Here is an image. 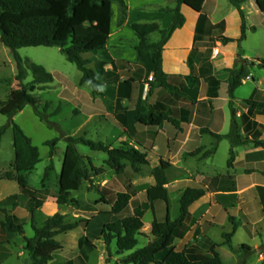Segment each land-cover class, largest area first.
Wrapping results in <instances>:
<instances>
[{
    "label": "crops",
    "instance_id": "1",
    "mask_svg": "<svg viewBox=\"0 0 264 264\" xmlns=\"http://www.w3.org/2000/svg\"><path fill=\"white\" fill-rule=\"evenodd\" d=\"M123 1L127 7L125 22L119 24L118 8L115 4L112 7L111 33L108 38L92 21L98 34L103 37V42L95 44L100 47L97 52L84 56L92 60V68L99 66L100 70L108 73L107 76L100 77L104 95L95 96L92 93L88 97H80L77 94L79 90H73L69 86L64 88L60 97H72L82 106L87 117L98 118L100 127L112 124L120 132L113 141L107 138H99L97 141L95 137H91V140L114 145L128 143L148 155L150 165L142 166L145 173L140 172V180L145 181L141 184L154 186L156 181L152 170L162 167L168 179L166 194L173 221L181 217V200L188 189H208L205 197L192 205L189 220L177 229L173 244L176 251H183L194 245L204 254H208L212 243L221 245L224 242L223 235L232 232L230 217H233L240 225L236 234L246 230L256 239L251 247L257 249L259 261L264 264V148L253 143L264 142V77L257 82L252 72L253 65L244 62L262 61L264 57L259 53L251 54L245 48L250 36L258 32L257 26L249 24L246 2L242 10L248 25L245 29L246 36L242 40L243 18L228 0L224 1L230 6L227 10L222 7L221 0H204L200 12L186 5L181 6L186 23L183 28L174 32L163 51V70L169 76V84L177 89L171 93L157 86L153 56H139L136 50L139 40L131 25L157 23L162 29L170 28L174 18L171 10L177 8L179 0ZM261 14L264 15L262 12ZM158 36L161 39L159 33L151 34L150 42L156 43L153 40ZM224 37L233 41L225 43L220 40ZM212 42L218 45L215 49L220 51L216 57L211 56ZM98 61L102 64L98 65ZM236 63L242 64L244 74L242 85L231 98L227 82L232 72L224 69H233ZM116 78L118 82H111ZM248 86L249 92L242 94L241 90ZM149 109H178L180 113L175 118L180 121V128H175L169 122L162 127L149 126L143 116ZM124 113L127 116V126L130 127L128 130L120 125L115 116ZM233 117L239 135L250 141L249 144L232 148L230 139L217 140L205 132L209 130L214 134L228 135ZM199 149H202L201 153L194 155ZM222 149L228 154L226 167L223 169L217 163V156ZM232 149L235 160L229 167ZM123 163L129 164L126 160ZM224 176L233 179L206 183L207 180ZM147 189L134 188L133 190L140 191L133 197L144 204L142 195L145 196ZM221 195L223 198L219 201L218 197ZM148 212L152 211H146L143 221ZM153 220L154 216L148 225L144 221L143 232L147 234V244L153 240ZM215 226L222 231V240L219 243L213 238ZM78 229H82L84 234L78 237L77 242L74 241L76 246L72 250H92L91 240L85 234L83 225ZM61 245L64 250L65 246L62 243ZM222 247L219 248L220 254ZM59 253L54 254L51 264L56 263ZM128 254H123L122 258ZM67 260L73 264L72 259ZM25 263L32 264V261L29 258ZM97 264H107V259L100 256Z\"/></svg>",
    "mask_w": 264,
    "mask_h": 264
},
{
    "label": "trees",
    "instance_id": "2",
    "mask_svg": "<svg viewBox=\"0 0 264 264\" xmlns=\"http://www.w3.org/2000/svg\"><path fill=\"white\" fill-rule=\"evenodd\" d=\"M235 7L243 18L242 36H246L245 20L242 10L246 0H228ZM259 10L264 14V0H254ZM85 3L88 8L87 18L95 22L103 35L108 38L111 33V20L113 17V4H119L121 11L119 13V24L126 20V5L123 0H0V34L3 44L9 48L17 62L21 82L20 93L23 95V101L20 107H12L7 102L0 101V112L4 111L9 119L7 126L0 128V145L2 137L9 127L13 132V145L15 150V169L18 174L34 170L41 162L38 147H36L31 138L23 129L14 122V117L24 108L32 104L30 94L36 90H47L49 85L54 82L53 74L49 73L44 67L29 64V70L34 75V80L24 83L28 76V69L25 67V61L20 56L19 50L27 47H57L67 61L76 65L82 73L81 85L88 84L95 96H103V83L101 76H107L104 70H96L90 65L91 59L84 56L97 52L100 47L95 46L91 40L87 27L85 26L80 14L75 10L76 6ZM204 0H179L177 8L171 10L174 14L173 23L170 28L162 29L157 23H134L131 28L135 32L139 43L136 50L140 57L151 54L155 63V81L157 86L165 88L171 93L176 91V87L169 84L168 74L163 70V51L168 40L175 31L183 28L186 18L181 12V6L186 5L196 12H200ZM153 33H159L160 41L151 43L149 36ZM250 65H258L264 69V60L262 61H244ZM258 62V63H257ZM244 74L243 67L232 71V76L228 80V94L234 97L235 91L242 85ZM118 79L111 80L116 83ZM190 80V78H189ZM152 90V87H151ZM150 90V92H151ZM35 114L41 119L46 120L36 105ZM60 111V107L57 112ZM179 110L171 109L168 111H155L149 109L148 113L143 115L149 126L162 127L166 122L171 123L175 128H180V121L175 115ZM234 115V111H233ZM118 122L126 130V114L115 115ZM210 133L217 140L230 139L232 148L236 146L249 144L250 141L244 140L238 131L236 120L233 117L231 131L228 135H218ZM59 139H53L47 143L50 147V155L53 157L57 151ZM258 147L264 148L263 141L253 142ZM84 145L91 151L102 152L108 155L106 161L107 167L116 171L123 172L126 160L131 166H148V155L141 152L128 143H120L117 147L107 145L104 142H96L85 137H68L67 148L65 151L62 170L59 178V191L54 192L51 189L43 187L35 189L30 186L28 179L24 175L17 177V183L20 188V194L11 195L0 201V209L5 217L0 226L3 231L15 233L24 236L26 222L19 218L14 212L21 206L22 198H26L24 207L31 216L34 228V237L25 240V249L32 261V264H50L54 260V254L63 249L57 237L78 229L87 221H68L66 215L61 212L55 213L49 217L41 226L37 225V213L49 198H55L59 206H66L69 203L79 204V201L71 198L72 192L79 191L82 183L90 179L91 171L100 173L103 170L94 167L92 159L80 154L77 146ZM202 149L197 150L194 155L201 153ZM235 160L233 149L230 152L228 161L229 167ZM159 167L152 170L156 179V185L149 187L144 196L145 203L142 204L139 199H135L129 192L116 193L109 188H102L100 191V200L97 204L110 208V211L102 214L120 217L118 220L106 224L103 229L105 243L109 248L113 240L117 241L118 255L129 253L119 260L122 264H225L218 249L227 245L232 253L237 256L240 264H248L254 248L243 244L234 248L232 244L233 237L239 229V223L230 217L233 225L231 233H225L224 243L219 245L212 243L208 254H204L194 245L186 247L183 251H176L173 247L176 231L182 227L190 218V209L193 204L205 197L208 189L191 188L188 189L181 200V217L173 221L170 214V204L166 194L165 185L167 182L162 179ZM233 179L224 176L207 180L208 182L218 183ZM234 184V182H233ZM219 196L218 199H222ZM23 204V203H22ZM7 207H11L10 210ZM151 210L154 216L151 234L153 240L145 247L137 249L139 245L138 237L142 235L145 227L143 218L147 210ZM88 210V209H86ZM132 210V211H131ZM131 211V212H130ZM264 215V208H263ZM163 256L161 260L160 257ZM110 260H108L109 262Z\"/></svg>",
    "mask_w": 264,
    "mask_h": 264
},
{
    "label": "rangeland",
    "instance_id": "3",
    "mask_svg": "<svg viewBox=\"0 0 264 264\" xmlns=\"http://www.w3.org/2000/svg\"><path fill=\"white\" fill-rule=\"evenodd\" d=\"M221 1L222 7L227 10L230 6L225 4V0ZM115 5L118 8L119 21L121 6L119 4ZM75 10L80 14L93 43H102L103 37L98 34L93 22L87 18V5L83 2L76 6ZM246 13L249 16V24L255 27L257 26L258 32L250 36L249 40L245 43V48L251 54L259 53L264 57V25H262L264 15L262 16L254 0H246ZM245 21L246 29L248 20L246 19ZM230 34H233V32H230ZM220 40L225 43L233 41L226 37ZM153 41H160V37L158 36L154 38ZM210 46L211 56L216 57L215 48L218 45L212 42ZM19 54L24 59L25 67L27 69L29 68V64L42 66L49 73L53 74L54 82L49 85V89L47 90H36L31 93L30 97L32 104L27 105L23 111L19 112L14 117V122L23 129V131L31 138L33 144L39 149L41 162L37 167L30 172L18 174L15 169V150L13 145L12 128L9 127L5 135L2 137L0 145V201L11 195L20 194V188L16 181L19 175L26 176L30 186L35 189L46 187L54 192H58L59 178L67 148L68 137H85L90 140L91 137H95L97 141L99 138L102 140L107 138L108 140L113 141L116 140L117 134L120 133L112 124L100 127L98 118L87 117L86 113L83 112L82 106L73 100L72 97H60L64 88L69 86L73 90H79L77 94L80 97H88V95L92 94V89L88 84H80L82 73L76 65L67 61L60 48L27 47L20 49ZM96 63L98 65L102 64L99 61ZM239 67H242V64L236 63L233 69L226 68L224 70L231 73ZM95 69L98 71L100 70L99 66ZM252 72L253 76L256 77L255 80H257V82L258 80L261 81L264 77V69L257 65L252 66ZM18 75L19 69L14 54L3 44L0 34V101L7 102L12 107H20L23 101V95L20 93L21 82L18 80ZM231 76L232 75L230 74V77ZM33 80L34 75L32 71L28 69V76L24 83H29ZM249 87L250 86L245 87L241 90V93H248ZM34 105L38 107L39 112L46 117V120H41L35 114ZM59 107L60 111L57 112ZM8 124L9 119L6 113L1 111L0 128L7 126ZM56 138L59 139L57 151L56 154L51 157L50 147L47 143ZM105 144L113 147L118 146L117 144L114 145L108 142ZM77 148L81 155L92 159L95 168L102 169L103 171L100 173L91 171L90 179L83 181L81 189L71 194V198L78 200L79 204L69 203L68 205L61 207L57 204L55 198L48 199L42 209L37 213V225L41 226L49 217H52L57 212L66 215L68 221H87V223L83 224V229L85 234L91 240L90 246L92 250L87 248L72 250L76 246L78 237L82 236V229H76L62 234L57 240L65 246V249L61 250V252L58 251V253H60L57 254V261L54 264H64V261L67 259H72L73 264H97L100 256L107 259V264H122L119 260L123 255H118L117 241L113 240L108 248L103 236L104 226L118 220L120 217L102 214L103 212L110 211V208L104 207L102 204H97V201L100 200V191L104 187L112 188L116 193L127 191L132 196L140 190H143L145 187L149 188L147 184H141L145 180H140V172L143 171L145 173V170H142L141 165L131 166L129 163L127 165L125 164L123 172L117 173L107 167L106 161L108 155L106 153L91 151L84 145H78ZM227 155L228 154L222 149L217 156V163L221 169L226 167ZM124 161L125 160L122 162ZM159 168L162 169L160 166ZM160 174L162 179L168 184V179L163 169L160 171ZM137 187H140V190H133ZM142 198H144L143 195ZM25 202L26 198H22L21 206H19L14 212L19 218L26 222L24 236L3 231L0 226V264H24V262L30 258L25 249L26 244L24 237L33 238L35 232L31 216L24 207ZM172 202L173 205H175L174 199ZM7 209L10 210L11 207H7ZM4 217L5 215L0 209V223ZM152 219V212H148L144 219L145 224L148 225L151 223ZM221 232L220 227H214L213 238L217 243L222 240ZM138 239L139 245L137 246V249H141L147 245V234L146 232H143V230L142 235L139 236ZM75 240L76 242L74 246ZM87 241L89 240L87 239ZM255 241L256 239H253L250 232L241 230L233 237L232 244L234 248H238L243 244L254 246ZM219 250L220 249H218V251ZM221 255L225 264H240L237 256L232 253L227 245H224L221 248ZM160 259L162 260L163 256H161ZM108 260L110 261L108 262ZM70 263L71 262H68L67 260L65 264ZM248 264H263L259 261V253L257 252V249H254Z\"/></svg>",
    "mask_w": 264,
    "mask_h": 264
},
{
    "label": "built area",
    "instance_id": "4",
    "mask_svg": "<svg viewBox=\"0 0 264 264\" xmlns=\"http://www.w3.org/2000/svg\"><path fill=\"white\" fill-rule=\"evenodd\" d=\"M219 52H220V51H219V49H216V50H215V54H217V55H218V54H219Z\"/></svg>",
    "mask_w": 264,
    "mask_h": 264
}]
</instances>
